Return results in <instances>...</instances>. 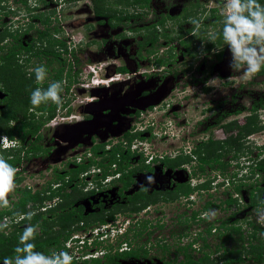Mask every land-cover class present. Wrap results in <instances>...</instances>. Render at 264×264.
<instances>
[{
    "label": "flooded vegetation",
    "instance_id": "af4514ba",
    "mask_svg": "<svg viewBox=\"0 0 264 264\" xmlns=\"http://www.w3.org/2000/svg\"><path fill=\"white\" fill-rule=\"evenodd\" d=\"M222 20L219 0H0V137L8 138L0 156L19 169L11 207L0 209L11 211L0 236L19 243L34 222L36 250L69 251L73 264H184L188 255L226 264L231 252L232 264H264L252 253L264 249V224L254 221L264 212V96L242 123L208 124L239 115L241 86H253L237 85L222 37L209 40ZM87 61H110L109 69L129 77L93 89V102L81 106L82 121L93 125L70 135L47 120L74 110L67 87ZM150 63L157 72L138 71ZM39 64L48 69L42 83L28 71ZM257 77L264 81V69ZM53 81L62 82V103L32 106V85ZM166 97L171 111L152 117ZM162 137L182 145H150ZM210 210L217 213L211 220ZM63 216L71 218L66 229ZM57 236L59 245L46 244Z\"/></svg>",
    "mask_w": 264,
    "mask_h": 264
},
{
    "label": "clouds",
    "instance_id": "9594fccd",
    "mask_svg": "<svg viewBox=\"0 0 264 264\" xmlns=\"http://www.w3.org/2000/svg\"><path fill=\"white\" fill-rule=\"evenodd\" d=\"M222 20V30L209 31L210 41L221 36L231 53L230 67L242 75L254 78L264 69V3L261 0H219ZM191 23L197 29L201 21L192 19ZM29 74H35L37 83H42L48 76L44 64L30 68ZM63 87L61 81L49 83L47 88L37 87L31 91L30 103L34 107L47 104L49 101L59 105L62 103ZM8 138L0 137V143H7ZM19 169L0 156V209L10 208L8 194L16 188L15 178ZM151 180V178H149ZM31 218V213L27 214ZM209 220L213 219L216 210L204 214ZM7 218H5L6 220ZM258 222L264 224V212L260 213ZM38 225L28 224L19 236V243L14 248L15 255L5 257L2 264H73L74 256L65 250L52 251L46 254L36 250L34 240L38 234ZM7 228V223H0V231ZM264 235V233H262Z\"/></svg>",
    "mask_w": 264,
    "mask_h": 264
},
{
    "label": "rangeland",
    "instance_id": "374dc122",
    "mask_svg": "<svg viewBox=\"0 0 264 264\" xmlns=\"http://www.w3.org/2000/svg\"><path fill=\"white\" fill-rule=\"evenodd\" d=\"M203 2H205V0H202ZM84 54V53H83ZM229 55L231 56V53H230V51H229ZM83 57H85L84 55H82ZM231 60H232V57H226L225 58V60L224 61H226L227 62V64L228 63H231ZM88 62V61H87ZM94 62H88V64L87 65H91V64H93ZM110 64H111V62L110 61H108V66H110ZM155 72H157V69H156V67L154 66V65H152V63H150L149 65H145V66H143V67H140V68H138V71L139 72H144V74L143 75H146V74H151V73H153L154 71ZM109 71V74H105V72H102L101 74H102V77L103 78H110V76H114V74L115 73H117V72H115V71H113L112 69H109L108 70ZM242 69H241V71L240 72H238V76H239V78H237L236 79V82H237V85L238 84H242V82H248V81H251V84L253 85V86H250L251 88L249 89V87H245L244 85H242V86H244V87H242L241 86V89H240V93H241V95L240 96H242V94H245V98L244 99H242V101H241V103H240V107H239V109H240V114L239 115H237V114H228V115H226L225 116V118L223 119V121H221V118L222 117H220V118H211V120H209L208 122V124H212L210 127H214L215 125H216V123H217V121L219 122V123H221L222 125H224V124H226L227 122H230L231 120H234V119H238V120H240V122L242 123L243 122V119H244V117L246 116V115H248V114H250V112H249V110H250V108H251V106H252V103L253 102H258L259 101V99L261 98V97H263L264 96V81H260L259 82V80H258V77H257V74L255 75V77L254 78H248V77H245V76H243L242 75ZM123 78H128L129 77V75H125V74H123ZM253 79V80H252ZM89 80H90V78H87V77H85V76H81L80 77V79H79V83L78 84H76L77 86L75 87V89H73V91H72V93H71V99H72V101L74 100L75 101V107H72L74 110L72 111V113L71 114H74V115H76L77 117H79L80 118V120H78V121H76V119L74 120V121H72L71 123H65V124H58V125H61L62 127V129H63V131H67V129H65L64 127L66 126V125H71V124H75L76 122H81L82 121V119H83V116H82V111H81V106H84V105H86L87 103H88V100H87V98H93V92H92V90H90V89H83V88H81V87H79L78 85L79 84H87V83H89ZM124 80V79H123ZM122 80V81H123ZM229 80H231V79H229ZM122 81H120V82H122ZM120 82H115V83H120ZM115 83H113V84H115ZM220 88V87H219ZM229 87H227V86H225L224 87V93H231L229 90ZM251 90V91H249V90ZM247 90H248V92H247ZM247 92V93H246ZM167 98V97H166ZM165 98V99H166ZM82 101V103H80ZM89 103H91V102H89ZM88 103V104H89ZM157 105V104H156ZM161 105V106H160ZM159 106H156L155 107V109L150 113V115L152 116V117H157L158 115H159V118H160V116H163V115H167L168 114V112H170L171 111V106H172V101L170 100V98H167L166 100H163V103H161ZM258 108H259V106H258ZM262 112H264V111H262ZM261 112V113H262ZM66 113H65V111H63V112H61L60 113V116L59 117H61V116H63V115H65ZM263 114V113H262ZM58 118V117H57ZM165 120V119H164ZM221 125V126H222ZM138 126H140V124L138 125ZM221 126H219L218 128H215V130L216 131H219V130H221L220 128H221ZM143 128H145V125H143L142 126ZM55 128V127H54ZM171 131V130H170ZM166 136H169V134H167ZM260 135L259 134H257V137H259ZM164 137H162V139H163ZM193 138H195V137H193ZM197 138H200V137H197ZM196 138V139H197ZM170 139V138H169ZM169 139H163L164 140V142L161 144V142L159 141V140H155L154 142H152V143H150V145L153 147V148H157V149H159V150H163V149H168V148H175V146L174 145H172V144H175V145H177V146H181L182 145V142L181 141H172L171 139L169 140ZM196 139H194V140H196ZM155 143V144H154ZM261 143V142H260ZM247 146V145H246ZM77 154H78V152L77 151H75ZM246 165V164H245ZM246 166H248V165H246ZM247 171V170H246ZM49 173V172H48ZM33 178H35V177H33ZM37 178V177H36ZM12 193V192H11ZM11 193H9V194H11ZM9 194H8V197H9ZM166 211L167 212H169V208L168 207H166ZM178 211H184V208H181V209H178ZM177 214H179V213H177ZM229 214H232V211H229L228 213H226V218H228V215ZM251 215H253V214H251ZM259 215H260V213H258L257 215H256V217L254 218V221L255 222H257L256 224H258V226L259 227H261V226H263L261 223H259L258 222V218H259ZM247 218H250V219H252L251 217H249V216H247ZM261 226H260V225ZM164 230H165V233L164 234H168V228L167 229H165L164 228ZM194 233V232H193ZM145 238L146 237H144V238H142V241L140 242V243H146L147 241H145ZM163 241V240H162ZM150 243H154V242H157L156 240H151V241H149ZM162 243H164V242H162ZM70 246H72V244H69ZM233 245L234 246H236V247H238V245H239V243H238V241L237 242H233ZM180 260H182V259H180Z\"/></svg>",
    "mask_w": 264,
    "mask_h": 264
},
{
    "label": "trees",
    "instance_id": "16d2710c",
    "mask_svg": "<svg viewBox=\"0 0 264 264\" xmlns=\"http://www.w3.org/2000/svg\"><path fill=\"white\" fill-rule=\"evenodd\" d=\"M49 53H51V50L49 51ZM62 71H63V69H60L57 72L56 80L62 78ZM120 71H125V69H122ZM66 76L67 77L69 76V78L72 77L70 73L67 74ZM69 82H70V84L67 87V90H69L72 87V85H74L76 82H78V75H76L75 78L74 79H71ZM34 89L35 88L32 85V90H34ZM53 112H54V110H53ZM53 114L54 113H52L49 116V118L47 120V123L50 122L53 119V117H54ZM40 127L41 126L35 127L34 132H37ZM231 128H232V125H231ZM244 130L247 133H248V131L249 132L250 131H253V130H250L249 127L246 128V129H244ZM6 133H8L11 137H13V133H9L7 131H6ZM128 140L129 141H132L133 140V137L132 138H128ZM212 148H214V144L212 145ZM211 151L213 152L214 150H209L208 151V153H209L208 158L209 159H211V154H212ZM114 152H116V154H117L119 152V149L118 150L115 149ZM113 157H115V153L113 154ZM17 161L19 163V160H17ZM258 168H259L260 171L264 172V160L262 162L258 163ZM29 199H30V197H29V195H27L25 197V199L23 200L22 204L19 206L20 208L18 210V213H22L23 212V208L26 206V203L29 201ZM5 214H11V211L6 212V213H2L0 215V222L2 221V219H3V217H4ZM61 219H62L61 221L63 223V226H65V229L67 227H69L70 222H71V218L69 216H63ZM33 224H34V222H33ZM47 227H48L47 228L48 230L51 229V227H49L48 225H47ZM209 230H212V229L209 228ZM234 230L235 231H239L240 229L235 228ZM69 235H70L69 232H67V230H64L63 231V234L60 235V236L64 238V241H66L68 239ZM53 242L55 244L59 245L61 243V240H60L59 236H57V237H50L49 240H48V242L46 244H50V243H53ZM17 244L18 243H16L13 238H6L4 236H0V260H3L5 257H12V256H14L15 255L14 248L17 246ZM59 247H61V246H59ZM231 253L232 254H230L229 256H227V257L224 258L226 264H232L233 263V259H234L233 256L234 255H233V252H231ZM252 253L256 257V259L258 261H260V262H263L264 261V249H261L259 247H254L253 250H252ZM186 258H187V261L184 264H220V260H213V259H211V257L209 255H206L201 261H195V260L192 259V256H189V255ZM241 260H242V258H240V261Z\"/></svg>",
    "mask_w": 264,
    "mask_h": 264
},
{
    "label": "built area",
    "instance_id": "2783aa9c",
    "mask_svg": "<svg viewBox=\"0 0 264 264\" xmlns=\"http://www.w3.org/2000/svg\"><path fill=\"white\" fill-rule=\"evenodd\" d=\"M69 45H71V42L69 43ZM108 70H109L108 62H99V63H93L91 65H88V67L86 69L79 72L78 82H76L74 85H72V90L75 89V87L77 86L76 84L79 83V79L81 76L82 77L85 76L87 78H90V80H89V83L79 84L78 86L83 88V89H90V90H93V89L98 88V87H108L111 84H113L115 82H120L124 79L123 74L120 72L115 73L114 76L112 75V76H110V78H103L101 73L105 72V74L107 75V74H109ZM94 99H95L94 96H93V98H87L88 103L93 102ZM80 103H82V101ZM64 111L66 114L61 116V117H58V118L57 117L53 118L49 122V126L56 127L58 124H61V123L62 124L71 123L75 119H76V121L80 120L79 117H77L74 114H71L72 112L68 111V109H65Z\"/></svg>",
    "mask_w": 264,
    "mask_h": 264
},
{
    "label": "water",
    "instance_id": "95a60500",
    "mask_svg": "<svg viewBox=\"0 0 264 264\" xmlns=\"http://www.w3.org/2000/svg\"><path fill=\"white\" fill-rule=\"evenodd\" d=\"M95 94V92H94ZM93 125L92 121L78 122L71 125H66L64 128L67 129V133L70 135H78L81 131L89 130L88 127ZM88 132V131H87Z\"/></svg>",
    "mask_w": 264,
    "mask_h": 264
}]
</instances>
